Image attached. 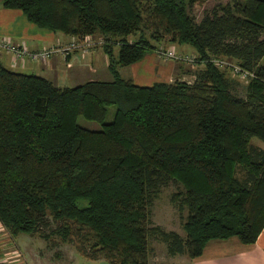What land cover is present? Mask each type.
Instances as JSON below:
<instances>
[{"label": "trees", "instance_id": "trees-1", "mask_svg": "<svg viewBox=\"0 0 264 264\" xmlns=\"http://www.w3.org/2000/svg\"><path fill=\"white\" fill-rule=\"evenodd\" d=\"M208 1L1 0L52 35L100 38L113 79L60 89L0 62V226L12 238L55 237L108 264H149L153 241L190 261L211 241L255 244L264 150L250 143L264 145V0H229L197 22L193 10ZM164 43L195 51L203 70L192 84L141 88L119 77ZM215 60L252 77L244 98ZM170 184L181 189L171 202L185 213L184 238L151 222Z\"/></svg>", "mask_w": 264, "mask_h": 264}, {"label": "crops", "instance_id": "crops-1", "mask_svg": "<svg viewBox=\"0 0 264 264\" xmlns=\"http://www.w3.org/2000/svg\"><path fill=\"white\" fill-rule=\"evenodd\" d=\"M0 38L8 39L11 44H24L30 52L67 48L72 39L52 35L30 25L24 16L17 11L0 8ZM101 54H100V53ZM13 58L5 55L0 58L9 71L45 79L60 89L76 88L86 83H112L108 72V60L101 49H93L84 57L79 52H72L66 60L60 54L51 56L46 62L33 64L29 61L12 63ZM180 64L164 62L153 56H147L138 64L129 68L118 69L122 80H129L134 86L149 88L155 84H171ZM200 70V68H199ZM180 75V74H179ZM193 77V76H192ZM101 80H105L102 82ZM180 237L179 233H177ZM181 259L179 264H264V229L254 245L244 246L237 239L208 242L201 257L188 260ZM172 259V258H171Z\"/></svg>", "mask_w": 264, "mask_h": 264}, {"label": "rangeland", "instance_id": "rangeland-1", "mask_svg": "<svg viewBox=\"0 0 264 264\" xmlns=\"http://www.w3.org/2000/svg\"><path fill=\"white\" fill-rule=\"evenodd\" d=\"M228 1L229 0H209L204 6L196 7L192 12V16L198 22L201 20L205 12H209L213 7L217 5H224ZM92 41L94 42V45H91L89 51L93 49H101L102 41L100 38H93ZM167 51H172L176 58L174 60H167L163 56V52ZM116 54L117 49H114V55L116 56ZM149 55L164 62H173L174 64H176V66L177 64L181 65V73H176L172 83L177 81L179 83L190 85L195 80V75L203 70V66L198 63L197 54L193 49L187 46H177L164 43L158 46V48L153 53H149L145 57ZM218 61H221L226 65L218 68L217 66H215V63ZM212 64L221 72H224L229 80L235 83V86L233 88L235 95L239 98H244L245 89L249 84L251 78L248 75H244V73H241V69L238 68L235 63H229L226 60H215L212 62ZM3 65L4 67H7L4 62ZM237 71H239L240 73ZM101 81L104 82L105 80ZM114 111L115 109L113 107L109 109L105 123H110L112 121ZM77 123L79 127L90 132H97L101 129L99 125L86 122L83 119H78ZM250 144L254 147L264 150V145L256 139H252ZM235 176L238 179H241L243 177V172L241 171V169H236ZM180 190L181 189L179 186L170 184L167 188L161 191L157 200L153 203L152 206L151 222L154 226L159 227L166 232H175L176 234L179 233L181 236L185 237L182 229L185 213L180 216L179 212L171 202L172 196L175 194H179ZM79 204H82V206L85 205V203ZM54 228L55 227H53V229ZM3 245H6L4 246L5 251H2L3 253H10L13 250H15V252L16 250L19 252V254L21 255V264L22 262L23 264H108L103 260L94 262L84 258L79 254L74 245L63 244L58 238L51 237L49 241L45 242L39 239L37 236L20 235L14 239L0 226V248H2ZM149 246L151 249L149 264L181 263V259H171L167 257L165 253V247L160 243L153 241L150 242Z\"/></svg>", "mask_w": 264, "mask_h": 264}, {"label": "built area", "instance_id": "built-area-1", "mask_svg": "<svg viewBox=\"0 0 264 264\" xmlns=\"http://www.w3.org/2000/svg\"><path fill=\"white\" fill-rule=\"evenodd\" d=\"M91 45H94V42L91 38H85L82 41H73L71 44L64 49H52V50H43L40 52H30L27 47L22 44L21 46L13 45L11 42L6 38H0V58L5 55L11 56L13 58L12 63H21L29 61L33 64L44 63L46 62L51 56L55 54H60L62 58L65 60L70 53L72 52H79L81 57H84L88 54L89 48ZM163 56L167 60H174L176 57L172 53V51L163 52ZM226 65L225 63L218 61L215 63V66L218 68ZM239 72V71H237ZM240 73V72H239ZM241 73H244L241 71ZM244 75H248L244 73ZM252 78L250 75H248ZM6 245H3L1 250V258L0 262L3 264H21L20 259L21 255L16 250L11 251L10 253H3L5 251ZM4 247V248H3ZM3 251V252H2ZM23 264V262H22Z\"/></svg>", "mask_w": 264, "mask_h": 264}]
</instances>
